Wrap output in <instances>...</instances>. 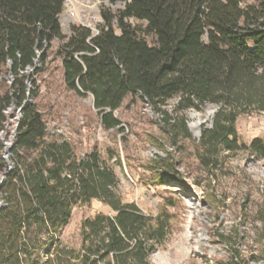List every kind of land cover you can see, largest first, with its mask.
<instances>
[{"label": "trees", "instance_id": "trees-1", "mask_svg": "<svg viewBox=\"0 0 264 264\" xmlns=\"http://www.w3.org/2000/svg\"><path fill=\"white\" fill-rule=\"evenodd\" d=\"M103 1L123 7L103 6L96 34L71 24L65 35V0H0V81L11 76L0 92V127L10 108L19 113L0 183V264H150L170 229L169 216L145 215L116 194L118 179L107 162L119 163L116 153L105 159L92 150L77 158L67 141L48 135L33 100L54 41L65 88L92 98L105 131L123 133L114 112L130 98L158 116L169 138L191 140L186 112L215 105L197 144L207 169L221 151L239 149L240 117L264 113V0ZM171 100L172 115L164 109ZM245 148L264 159L261 140ZM3 164L0 158V171ZM92 200L113 215L83 220L79 247L64 245L58 236L72 209Z\"/></svg>", "mask_w": 264, "mask_h": 264}, {"label": "rangeland", "instance_id": "rangeland-1", "mask_svg": "<svg viewBox=\"0 0 264 264\" xmlns=\"http://www.w3.org/2000/svg\"><path fill=\"white\" fill-rule=\"evenodd\" d=\"M75 1L77 17L70 19L65 13V21H60L65 35L71 24L96 30L102 22L103 6L112 11L123 7L121 2L110 5L103 0ZM253 2L241 0L242 5ZM146 40L152 42L150 37ZM58 45V41L52 43V61L37 78L39 92L33 102L43 116L48 135L67 141L77 158L92 150L105 159L107 152L117 154L119 163L116 157L107 162L118 179L115 192L123 203H134L145 215L169 216V233L150 255V264H264V159L245 148L255 138L264 143V113L240 117L236 123L239 149L221 151L217 160H209L212 167L207 169L200 162L197 144L201 130L211 126L215 105L186 112L191 140L169 138L161 129L158 116L141 102L132 103L130 98L114 112L123 133L105 131L92 98L77 97L65 88L60 61L53 58ZM10 80V75L4 76L0 92ZM174 105L175 100H171L164 109L172 115ZM18 116V110L10 108L7 123L0 127V158L6 163L0 171V183L10 167L9 149ZM164 173L174 178L166 179ZM98 214L113 212L99 200L74 207L59 233L60 241L78 248L82 221Z\"/></svg>", "mask_w": 264, "mask_h": 264}, {"label": "built area", "instance_id": "built-area-1", "mask_svg": "<svg viewBox=\"0 0 264 264\" xmlns=\"http://www.w3.org/2000/svg\"><path fill=\"white\" fill-rule=\"evenodd\" d=\"M76 5L77 4L75 0H65L64 7H65V13L67 14L68 18L75 19L77 17ZM80 26H84V25H80ZM84 27H88V26H84ZM88 28L91 29L90 27ZM91 31L94 34L98 32L97 29L96 30L91 29Z\"/></svg>", "mask_w": 264, "mask_h": 264}, {"label": "crops", "instance_id": "crops-1", "mask_svg": "<svg viewBox=\"0 0 264 264\" xmlns=\"http://www.w3.org/2000/svg\"><path fill=\"white\" fill-rule=\"evenodd\" d=\"M60 21H63V22H64V21H65V18H64V17H62V18L60 19Z\"/></svg>", "mask_w": 264, "mask_h": 264}, {"label": "bare ground", "instance_id": "bare-ground-1", "mask_svg": "<svg viewBox=\"0 0 264 264\" xmlns=\"http://www.w3.org/2000/svg\"><path fill=\"white\" fill-rule=\"evenodd\" d=\"M197 125H198V124H196V126H195V127H197ZM189 128H190V130H192V127H189Z\"/></svg>", "mask_w": 264, "mask_h": 264}, {"label": "water", "instance_id": "water-1", "mask_svg": "<svg viewBox=\"0 0 264 264\" xmlns=\"http://www.w3.org/2000/svg\"><path fill=\"white\" fill-rule=\"evenodd\" d=\"M6 149H8V148H6Z\"/></svg>", "mask_w": 264, "mask_h": 264}]
</instances>
